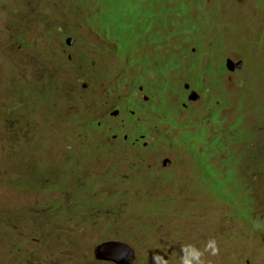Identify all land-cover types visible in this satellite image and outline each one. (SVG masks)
<instances>
[{
  "label": "rangeland",
  "instance_id": "obj_1",
  "mask_svg": "<svg viewBox=\"0 0 264 264\" xmlns=\"http://www.w3.org/2000/svg\"><path fill=\"white\" fill-rule=\"evenodd\" d=\"M75 1L0 0V264H113L95 258L96 247L109 241L134 250L131 264H153L154 253L179 264L182 245L202 248L209 239L219 251L205 253L204 264H264V162L238 170L232 155L223 179L207 167L222 164L220 158L204 166L175 145L160 151L157 139L134 149L130 138L124 145L118 139L106 155L78 153L87 142L103 141L88 120L103 121L116 108L128 73L137 70L116 60L117 32L94 20L97 8ZM201 5H192L194 24L206 18L207 42L218 36L215 48L223 44L214 57L219 73L225 58L243 62L224 80L236 94L226 118L236 122H220L216 130L228 146L264 155V0ZM175 6L182 14L189 9ZM51 79L56 86L43 99ZM142 121L146 126L130 136L158 124ZM195 146L188 142L186 150ZM164 159L171 165L163 167ZM219 181L227 183L225 199L215 189ZM246 183L250 191L239 188Z\"/></svg>",
  "mask_w": 264,
  "mask_h": 264
},
{
  "label": "flooded vegetation",
  "instance_id": "obj_2",
  "mask_svg": "<svg viewBox=\"0 0 264 264\" xmlns=\"http://www.w3.org/2000/svg\"><path fill=\"white\" fill-rule=\"evenodd\" d=\"M175 5L187 6L189 9L177 16ZM152 6L153 11L141 20L137 28L139 40L127 45L118 41L114 44L113 50L119 56L116 60L124 63L122 68L128 66L137 71L135 75L125 71L130 79L124 83L126 92H119L118 97L123 102L121 100L114 109L119 113L113 117L111 111L102 117L103 121L95 122V131L103 139L99 143L118 139L126 141L130 138L132 143L145 148L155 143V138L160 142L176 139L184 133L194 138L209 136L220 122L227 121L226 115L233 109L228 104L235 99L236 94L225 88L224 80L227 77L230 81L238 70L229 72L223 69L225 73L220 74V66L214 65V57L222 55L218 51L224 49L223 44L220 42L219 47L215 48L212 42H207L206 31H198L195 35L191 33L190 24L194 19L192 5L165 0L159 9ZM200 11L197 9L195 13ZM159 13L161 27L158 23L150 25L151 22L155 23ZM130 44H134L131 49ZM94 65L92 62V67ZM242 84L246 85L247 80H243ZM241 88L242 85H239L238 89ZM192 92L194 100H189ZM121 104L122 107H119ZM197 104L198 109L195 108ZM145 117L158 119V124L151 126V130L139 131L134 137L130 136L132 128L143 129L146 126L142 121ZM101 129L105 131L101 133ZM153 135H156L154 139L146 143ZM195 144L198 149L199 145ZM169 145L174 146L175 143L170 142ZM174 148L179 150L176 145Z\"/></svg>",
  "mask_w": 264,
  "mask_h": 264
},
{
  "label": "trees",
  "instance_id": "obj_3",
  "mask_svg": "<svg viewBox=\"0 0 264 264\" xmlns=\"http://www.w3.org/2000/svg\"><path fill=\"white\" fill-rule=\"evenodd\" d=\"M80 1L82 0H76L75 2H80ZM89 1H90V6L93 5V8H97L95 13L91 12L92 13L91 16L94 18V20L95 21L100 20V23L102 25L113 28L117 32L116 41L122 43L123 45H127L129 42H134V41L139 40L140 37L138 36L139 34H138L137 28L139 27L141 20L145 17L147 18L149 14L153 11L152 5L154 3L156 5L160 3L159 0H88V2ZM174 1L180 4L185 3L186 5H194V4L201 5V4H205V2H207L208 0H174ZM194 10H197V8L195 9L194 7ZM202 11L203 10H201L200 12ZM181 14L182 13L176 12L177 16ZM204 16H207V15H204ZM205 19L206 18H203V21L201 23H195V24H194L195 19H192V24H190V27H191V33L193 35H195L198 31H207V25L204 23ZM157 23L161 27L160 13L159 15L155 17V23L151 22L150 25H155ZM194 27L198 29L194 30ZM217 39H218V36H216L213 39L212 41L213 45H214V40H217ZM133 46L134 44H130L129 49H131ZM65 60L67 61L69 66L75 68V64L73 62L72 63L69 62L67 58H65ZM55 86H56V82L53 79H51L50 83L47 85L48 89L46 87L45 88L46 91L43 90L44 93L47 94V96L42 95V98L43 99L50 98L51 93L54 91ZM230 105L231 104L229 102L228 106ZM73 118H75L76 120L78 119L82 120L81 124L84 121L82 117L73 116L70 119L73 120ZM236 119L237 118H235L233 121H230V122L227 120L226 123L234 125L236 122ZM88 122H89V125L91 124L93 126L92 129H94L95 123L93 122V120L92 119L88 120ZM104 131H105L104 129L100 130L101 133ZM235 132H236V129H233L231 134H234ZM182 136L184 138L179 137V139H176V141L174 140L167 141L166 139H164L157 143L156 148L161 146V149H160L161 151L170 142H173L175 143L176 147L186 151L185 153L187 154V156L190 155L191 153V155L195 157V160L200 161L201 164L203 165L204 163L208 164L211 158H216V157L220 158L222 164L214 166L209 163L210 165L207 166L208 172L211 174V177H215V178L222 177L223 179H225L224 177L227 174V171H226L227 168L231 167L234 162V160L231 159L232 155L237 160L236 164H238V170L242 169L243 167L247 165H253V163L260 164L261 161L264 162V155H257V157H251L249 156L250 150L247 148L240 147L239 146L240 144L237 145L238 149H240V154H238V157H236L234 154H237L238 149H235L232 146H228L227 144H229V141L225 139V137L222 136L217 130H215L214 133L211 132L209 136L202 135V136H198L197 138H194L193 135L190 136L187 133H184ZM127 140L126 141L122 140L123 145L124 143L127 142ZM115 141H107L105 143L87 142L84 147L80 146L79 149H77V151L78 153H80V155L82 151H84L85 154H92V153L98 154L101 151L102 155H106L115 145ZM191 141L193 143H197L199 147L197 149V146H195L193 147V149H188L187 151L186 144ZM97 144H98V147L96 146ZM129 145L132 149L136 147H141L137 143H132V142H130ZM197 158H200L201 160H197ZM113 159H116V160H114L112 164L117 166L119 164V159L111 158L110 160H113ZM140 164H142V162H140ZM201 164L199 163V166H196L197 168H200V170L202 169ZM207 164H205L204 166H206ZM129 165L130 167L133 166L132 163H129ZM220 167L222 168V170L218 169ZM238 178H243V177L238 176ZM225 183L226 181H223V182L219 181L216 183V186H215V189L219 191V194L221 195V197H223V199H225V197L223 196L225 192L224 190L227 189V183L226 184ZM46 187L47 186H44L40 190H46ZM239 188L250 191V187L248 183L241 185ZM220 190H222V193L220 192ZM248 201H253V200H248ZM84 205L85 204H82V206ZM43 247H47V244L43 245Z\"/></svg>",
  "mask_w": 264,
  "mask_h": 264
},
{
  "label": "water",
  "instance_id": "obj_4",
  "mask_svg": "<svg viewBox=\"0 0 264 264\" xmlns=\"http://www.w3.org/2000/svg\"><path fill=\"white\" fill-rule=\"evenodd\" d=\"M66 44L71 46L73 44V39L67 38ZM242 67L243 62L241 60L237 62H234L229 58L225 60V69L229 72H234L236 69H242ZM82 87L86 88L87 84H83ZM192 94L193 92L190 94L188 98L189 100H194L192 99ZM112 115H116V112ZM170 164V159H164L162 161L163 167H168ZM133 256L134 250L129 245L119 241L105 242L97 246L95 249V258L113 264H131Z\"/></svg>",
  "mask_w": 264,
  "mask_h": 264
},
{
  "label": "clouds",
  "instance_id": "obj_5",
  "mask_svg": "<svg viewBox=\"0 0 264 264\" xmlns=\"http://www.w3.org/2000/svg\"><path fill=\"white\" fill-rule=\"evenodd\" d=\"M114 44H113V48H114ZM110 54H112V51H110ZM115 112L116 115L119 113V111L114 110L111 112V116L115 117L116 115H112ZM156 139L157 138H155L154 141ZM218 251L219 249L214 239L207 240L202 248L197 247L196 245L191 243L184 244L180 248L179 264H204V260L202 258L204 257L205 253H208L209 255H216ZM152 261L153 264H157V262H159V264H166V262H164L163 260V257L155 253L152 255Z\"/></svg>",
  "mask_w": 264,
  "mask_h": 264
},
{
  "label": "bare ground",
  "instance_id": "obj_6",
  "mask_svg": "<svg viewBox=\"0 0 264 264\" xmlns=\"http://www.w3.org/2000/svg\"><path fill=\"white\" fill-rule=\"evenodd\" d=\"M138 62V61H137Z\"/></svg>",
  "mask_w": 264,
  "mask_h": 264
}]
</instances>
